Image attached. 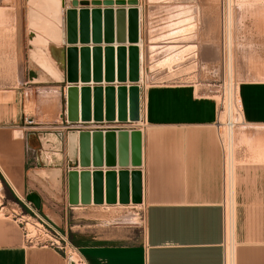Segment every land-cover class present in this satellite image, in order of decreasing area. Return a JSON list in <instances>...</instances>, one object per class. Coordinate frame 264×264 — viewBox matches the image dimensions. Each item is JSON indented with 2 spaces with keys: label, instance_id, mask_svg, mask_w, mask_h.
I'll use <instances>...</instances> for the list:
<instances>
[{
  "label": "crops",
  "instance_id": "crops-1",
  "mask_svg": "<svg viewBox=\"0 0 264 264\" xmlns=\"http://www.w3.org/2000/svg\"><path fill=\"white\" fill-rule=\"evenodd\" d=\"M137 8L134 29L138 42L121 44L124 49L119 59L115 50L112 53L109 78L114 81H104L102 56L103 81L86 83L116 89L137 78V122L115 119L116 92L113 120L104 117L103 93V120L67 122L65 92L74 83L67 81L64 26L52 20L54 31L44 26L47 22L22 19L16 36V79L7 92L8 103L0 104V184L4 195L0 213L9 205L13 212L28 193H37L40 213L71 238L88 264H225L226 155L217 124V99L191 83L148 84L141 78L147 58L142 32L149 21L142 20L139 2ZM81 45L95 44L78 40L75 47ZM96 45L106 46L103 42ZM107 45L116 48L118 44ZM130 45H136L133 60ZM241 72L247 76L237 85L242 127L236 155L240 164L233 167L232 146L227 184L232 200L229 217L234 264H264V51L247 52L246 59L242 54ZM77 77L80 80L79 67ZM76 84L83 85L80 81ZM92 105L91 92V117ZM140 127L142 165H131L129 152L126 166H119L117 157L113 167L79 166L80 130L131 131ZM75 169L101 172L96 193L92 175L88 180L87 204H69L67 173ZM137 205L144 207L140 236L132 234L127 221L128 209ZM75 220L80 230L75 228ZM0 264L65 262L52 249L26 246L14 215L4 214L0 216Z\"/></svg>",
  "mask_w": 264,
  "mask_h": 264
},
{
  "label": "rangeland",
  "instance_id": "rangeland-1",
  "mask_svg": "<svg viewBox=\"0 0 264 264\" xmlns=\"http://www.w3.org/2000/svg\"><path fill=\"white\" fill-rule=\"evenodd\" d=\"M138 2L142 10V20L149 21V24L144 25L142 32L147 58L141 68L143 78H146L148 84L191 83L218 100L219 87L226 82L230 94L232 91V95L235 96L238 83L247 76V73L241 72L242 54H245L246 59L247 52L251 54L258 49L264 51V0H138ZM41 3V0H4V4L0 6V104L8 103L7 92L16 79V36L20 31L22 19L31 20V10L38 9L39 12ZM228 23L231 31V50L228 48ZM233 99L231 98V105L225 106L219 116L220 122L224 123L228 110L238 111L233 129L228 131L224 124L220 125L226 155L227 199L231 146L235 157L233 167L240 164L236 150L237 135L242 122L239 109L235 105L236 101ZM137 130L142 133L141 127ZM228 133L233 134L234 141L232 140L231 144L229 135L232 134ZM2 194L0 187V203L4 201ZM8 197L17 202L12 194L8 193ZM11 208V205L4 208L0 216L5 214L13 217ZM128 210L130 214L127 221L132 225V234L140 236L143 229L144 207L137 205ZM75 223L78 225L75 228L80 230L79 221L75 220Z\"/></svg>",
  "mask_w": 264,
  "mask_h": 264
},
{
  "label": "water",
  "instance_id": "water-1",
  "mask_svg": "<svg viewBox=\"0 0 264 264\" xmlns=\"http://www.w3.org/2000/svg\"><path fill=\"white\" fill-rule=\"evenodd\" d=\"M29 3V2H28ZM63 17L61 25L66 33V63L67 81L74 83L66 87V113L67 122L90 120L101 121L102 118V94L105 95V114L107 120L114 119V92L117 97V117L120 122H136L140 119V95L137 78L131 79L132 84L128 86L118 85L116 89L110 85L101 87L100 85L88 86L86 83H100L102 78V67L104 65V81L112 82L109 78L112 75L111 58L114 50L117 57L122 54L124 47L121 44L138 42L135 40L136 31L134 29V16L138 15V0H112L109 2L100 0H70V5L65 6V0H61ZM92 5L93 7H88ZM91 34V40H90ZM89 37V39H88ZM94 43L92 47L81 45L76 48L75 44ZM103 42L105 47L96 44ZM117 43V47L107 44ZM136 45H130L128 52L132 53ZM103 56V65H102ZM133 63V61H132ZM79 67L80 80L77 77ZM131 67V66H130ZM92 74V75H91ZM80 81L83 85L76 84ZM118 81H121L118 79ZM93 95L92 117L90 115V93ZM128 133H141L140 130L131 131L119 130H80L78 132V164L80 167L98 168L103 165L113 167L126 166L129 164V152L131 155V165L141 164V150H133L132 144L128 143ZM141 146V144H140ZM107 171V177L110 176ZM92 175L94 190L100 183L101 172L93 169L92 172L86 169L69 170L67 173L68 201L70 205L87 204L88 180ZM26 201L32 203L35 209L41 208V197L35 193H28Z\"/></svg>",
  "mask_w": 264,
  "mask_h": 264
},
{
  "label": "built area",
  "instance_id": "built-area-1",
  "mask_svg": "<svg viewBox=\"0 0 264 264\" xmlns=\"http://www.w3.org/2000/svg\"><path fill=\"white\" fill-rule=\"evenodd\" d=\"M4 4V0H0V6ZM217 100L218 103V120L217 124L220 127L224 124L227 130L233 129L235 122V115L238 111L234 109L227 111V119L224 123L219 121L220 112L228 106L229 103V89L227 88L226 82H223L222 87H219ZM241 111V109H240ZM100 130V129H99ZM229 135V134H228ZM229 142V136H228ZM226 239H225V264H227L228 252L230 255V264H234L233 255V237L230 219L229 234L227 236V215H231V204L229 198H226ZM14 219L20 225L23 241L26 246L35 248H46L52 249L58 253L64 260L65 264H88L83 257L80 248L74 244L71 238L62 231L56 224L49 220L46 216L40 213L39 210L35 209L31 202L26 201L25 198L21 199L16 210L13 211Z\"/></svg>",
  "mask_w": 264,
  "mask_h": 264
},
{
  "label": "bare ground",
  "instance_id": "bare-ground-1",
  "mask_svg": "<svg viewBox=\"0 0 264 264\" xmlns=\"http://www.w3.org/2000/svg\"><path fill=\"white\" fill-rule=\"evenodd\" d=\"M101 3L103 1L105 2H109V1H112V0H100ZM231 1V0H230ZM41 6H40V11L38 12L37 10H34L32 9L31 10V21H38V20H42V21H45L47 22V24H45L44 26H46V28H52L54 31H56V28L53 23H52V20H55L57 21L58 23L61 22V19H62V13H63V7L61 5V1L60 0H41ZM65 6H68V0H65ZM230 8V7H229ZM228 10V9H227ZM230 10V9H229ZM230 20V19H229ZM49 22V23H48ZM43 26V25H42ZM227 30H228V48L229 50H231V31H230V25L228 23V26H227ZM193 28V27H192ZM50 45V44H48ZM195 45V44H194ZM196 46V45H195ZM188 47V46H187ZM191 47H193L191 45ZM231 53V52H230ZM231 61V59H229ZM229 61V62H230ZM229 64V63H228ZM229 68H230V64H229ZM141 78L143 79V70L141 69ZM232 88V87H231ZM229 89V88H228ZM233 92L231 91V94L229 92V103L230 104V101H231V98L233 99V97H235L233 100L236 101V106L238 107L239 109V113H240V106H239V102H238V95H237V92H235V96L232 95ZM232 95V96H231ZM233 103V101H232ZM231 105V104H230ZM229 105V106H230ZM233 105V104H232ZM232 108V107H231ZM233 109V108H232ZM228 110V109H227ZM231 110V109H230ZM220 116V115H219ZM140 120V119H139ZM138 120V121H139ZM220 121V119H219ZM137 122V121H136ZM224 122V121H223ZM222 123V122H221ZM230 131V130H229ZM228 134H232V133H228ZM230 136V144L233 143L232 142V135H229ZM130 137H131V144H132V148L133 150L135 151H138L139 149L141 150V133H130ZM234 141V140H233ZM74 142V139L72 138L71 139V143ZM231 146V145H230ZM234 151V150H233ZM231 154H232V146L230 147V150H229V159H230V170H229V175L231 174V169H232V164H231ZM234 156V155H233ZM235 158V157H234ZM234 158H233V161H234ZM0 187H1V184H0ZM230 200V204L232 206V200ZM232 209V208H231ZM230 217L229 215H227V236L229 234V220ZM229 251V249L227 250V252ZM230 260V255H229V259H227V264H230V262L228 261ZM232 264V262H231Z\"/></svg>",
  "mask_w": 264,
  "mask_h": 264
}]
</instances>
